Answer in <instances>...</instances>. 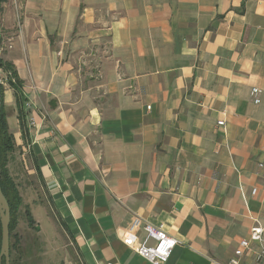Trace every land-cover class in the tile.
I'll return each instance as SVG.
<instances>
[{"label": "crops", "instance_id": "0c3cea01", "mask_svg": "<svg viewBox=\"0 0 264 264\" xmlns=\"http://www.w3.org/2000/svg\"><path fill=\"white\" fill-rule=\"evenodd\" d=\"M0 59L27 105L23 137L1 84L10 264H150L147 225L177 241L164 264H229L264 224V0H3Z\"/></svg>", "mask_w": 264, "mask_h": 264}, {"label": "trees", "instance_id": "16d2710c", "mask_svg": "<svg viewBox=\"0 0 264 264\" xmlns=\"http://www.w3.org/2000/svg\"><path fill=\"white\" fill-rule=\"evenodd\" d=\"M3 0H0V3ZM0 68L2 72L7 76L6 82L13 89L17 101L18 108V116L20 129L25 137L27 133L26 127V113H25V103L26 100L24 98L22 92V82L18 79L14 67L9 62H5L0 59ZM1 93V110H0V188L7 200L10 210V223H9V234H10V251L14 247L15 235L14 231L17 226L18 216H19V207L22 205V200L19 195V192L9 176V172L7 170L8 163V154L13 150L14 143L13 138L9 134L6 122L4 119V114L2 112V87L0 86ZM24 215L27 221L29 228H33L34 220L32 219L30 212L27 207H25ZM0 243H1V225H0ZM0 264H4V260Z\"/></svg>", "mask_w": 264, "mask_h": 264}, {"label": "built area", "instance_id": "2783aa9c", "mask_svg": "<svg viewBox=\"0 0 264 264\" xmlns=\"http://www.w3.org/2000/svg\"><path fill=\"white\" fill-rule=\"evenodd\" d=\"M6 79L7 76L3 73L0 78L1 84H7ZM259 94V89H251V96L254 98L255 104L259 103ZM223 124L222 121L218 122V126H223ZM252 194H255V190H252ZM251 243L258 244V251L254 253V260L259 264H264V224L258 223L251 227L249 237L240 241L239 247L234 251V257L229 264H239L240 258L250 250ZM176 244L177 241L166 234L161 225L156 227L147 225L143 242L137 248V254L150 264H164Z\"/></svg>", "mask_w": 264, "mask_h": 264}, {"label": "water", "instance_id": "95a60500", "mask_svg": "<svg viewBox=\"0 0 264 264\" xmlns=\"http://www.w3.org/2000/svg\"><path fill=\"white\" fill-rule=\"evenodd\" d=\"M3 72L0 68V78ZM1 86V80H0ZM0 110H1V93H0ZM10 210L6 198L0 188V225H1V243H0V263L10 264Z\"/></svg>", "mask_w": 264, "mask_h": 264}, {"label": "rangeland", "instance_id": "374dc122", "mask_svg": "<svg viewBox=\"0 0 264 264\" xmlns=\"http://www.w3.org/2000/svg\"><path fill=\"white\" fill-rule=\"evenodd\" d=\"M30 179L27 178L26 175V169L23 166V182H25V185L23 186V196L27 195L29 191L27 190L30 182ZM25 232H23V248H29V254L27 253L24 257V259H27V262H34L35 256H36V249H40L41 246V239L38 235L41 233L40 225L38 223H34L33 228H30L29 230L24 229ZM34 258V259H33Z\"/></svg>", "mask_w": 264, "mask_h": 264}]
</instances>
